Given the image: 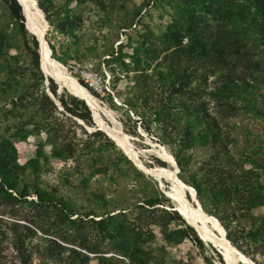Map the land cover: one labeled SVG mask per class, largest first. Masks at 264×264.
<instances>
[{"label":"trees","instance_id":"16d2710c","mask_svg":"<svg viewBox=\"0 0 264 264\" xmlns=\"http://www.w3.org/2000/svg\"><path fill=\"white\" fill-rule=\"evenodd\" d=\"M37 1L51 31L66 39L58 48L49 30L52 56L72 72L71 60L101 57L82 39L78 8L93 5L108 24L118 1L126 9L130 0ZM151 4L170 16L161 31L142 20ZM127 12L118 18L125 41L115 45L117 34L95 66L104 79L111 72L114 94L101 97L74 76L122 112L126 133L142 137V129L157 139L232 245L264 264L256 257L264 256V214L255 213L264 206V0H144ZM39 44L18 0H0V264H167V247L187 240L217 264L159 181L98 128L86 101L59 92ZM43 133L22 163L17 144ZM53 159L64 162L59 183L43 179Z\"/></svg>","mask_w":264,"mask_h":264},{"label":"rangeland","instance_id":"374dc122","mask_svg":"<svg viewBox=\"0 0 264 264\" xmlns=\"http://www.w3.org/2000/svg\"><path fill=\"white\" fill-rule=\"evenodd\" d=\"M143 1L144 0H133V1L130 0L126 3V9L122 8L123 7L121 5L122 1H118L117 5H118L119 10L115 12V15H116L115 17H113V18H112V16L108 17V19L111 18L109 20L108 24L103 23L101 18L103 17L104 14L99 12L97 9H95L93 5L88 4L85 7L78 8V11L81 12L85 18L83 29L80 31L82 39L86 44L98 47L99 48V54L101 57L90 58L88 61H86L84 63V65H79L74 60H71L70 61L71 62L70 68L72 69V72L70 71V69H68L67 66L66 67L72 76L80 75L85 81L87 80V82L90 85H93V81L91 79H88L86 74H83V72H86V71H93V72L97 73V77L95 78V81L97 83H99L100 85L102 83H104V85H109L111 90H115L114 86L112 84V80H110V82L108 80L109 76L107 75L106 80H104L102 72L95 68L96 61H101L107 57V50L109 48L108 46L115 39L117 34H120L121 38L119 41H116L115 45L120 43L121 40L125 41L126 34L124 32H122L123 29H120V27H119L120 23L118 22V18L123 19L128 15L129 12H127V11L133 12L134 10L141 8ZM35 2H36V0H35ZM41 13H42V11H41ZM142 14H143L142 15L143 22L150 24L157 31H161V29H163L164 26L168 22H170L169 14L167 12H165L162 9V7H155V6H153V4H151L147 8H146V6L145 7L143 6V13ZM42 17L44 19L43 13H42ZM26 21H27V17H26ZM27 26H28V21H27ZM140 28H142V25L137 24L136 27L133 26L132 29H129L128 33H132V32H134V29H140ZM28 29H29V32H31L32 34H35L30 29L29 26H28ZM49 30L51 32V35L49 34ZM47 34H49L52 42L56 43L58 48H59V42L61 43V42L66 40L64 38V36L51 31L50 27L47 30ZM47 41H48V39H47ZM48 43H49V41H48ZM107 73H109L110 76L112 77L111 72L108 71ZM75 78L78 79L77 77H75ZM124 87H125V81L120 82L118 88L123 90ZM65 88L67 89V87H65ZM58 90H59V92H62L63 88L59 85ZM100 95H101V97L106 96L105 94L103 95L102 93H100ZM95 97L99 100V102L102 106V109H103L102 114L95 112L100 123H103L104 125H106L108 127L109 130H112V131H113V127H117L121 133L122 139H124V141L129 143V145H131V147H133L138 152V155L140 156V162H137V163L141 166H145L147 171L150 174L155 175L157 177V179H159V176H161L162 179H160V182H159L160 185H162V187L165 189L166 192L168 190H170L171 189V183L165 177L162 176L164 173H168L170 171H175V167L173 168V166L167 160H165L164 157L162 156V154H170V152L168 150H166L165 148H163L157 139H152L151 136H149L142 129H140L142 134H143L142 137L134 136L132 134H129V133H126L125 131H123L122 122L120 120V115L122 112L121 111H115V110L111 109L109 107V105L106 103V101H104L101 97H97V96H95ZM118 101L119 102L122 101V98H119ZM89 129H91V128H89ZM45 138H46V134L43 133L41 136H31L29 138L28 142H19L17 144V147H18L19 152L21 154L20 161L23 163V162H26L29 158L33 157L35 155L38 142L41 140H44ZM119 147L121 148V146H119ZM46 149L48 152H50V146L49 145L46 147ZM198 153H199L198 155L200 158L204 157V153H202L200 151H198ZM154 157H159L161 159H164L168 163V166L164 167V166L156 165V163H154L155 162ZM141 159H142V161H141ZM146 162L147 163H154V164L152 167H150L146 164ZM71 164H72V161H69L68 166ZM52 165H53L54 169L51 170L50 172L44 174L43 179L45 182H48V183H59L61 180L60 179V177H61L60 173H61V170L64 166V162H61L57 159H53ZM155 172L159 176H157ZM106 181L108 182V180H106ZM166 187H168V188H166ZM64 189L66 192L71 194V196L74 197V199L80 201L78 191H76L73 188H68V187H65ZM190 197H191V195L188 192V200L193 205H195L198 209H200L199 206L196 204V202H194V200H191ZM174 203L176 205V208H178L177 203L175 201H174ZM255 213L256 214H264V206L256 209ZM189 222L191 224H193L192 221H189ZM243 225L245 227H249L250 222L245 220L243 222ZM211 231H212L211 233L213 235H216V236L218 235L217 232H215L213 230H211ZM158 236L161 237V235L159 233H158ZM204 241L206 242L205 253L207 255L212 256L214 258V261L217 264H222L218 260V257L216 255V252L214 251V249L212 247H210L208 244V243H210V244H212V243L216 244V243L212 240H204ZM158 243H159V241H158ZM233 248H234V251L237 255L236 264H256V262L250 256L243 253L238 247L233 246ZM216 249L218 251H220V253L222 254L223 259H224V264H228V261L226 260V258L224 256V252L218 244H216ZM220 249L222 250V252ZM165 255H166L167 264H206L201 253L199 252L198 248L189 240H187V241H185L182 244H179L177 246H168L166 249ZM256 257L260 261H262L264 259V256H262L260 254H257ZM249 258H251L252 261H254V262L252 263V261ZM93 263L96 264L95 261Z\"/></svg>","mask_w":264,"mask_h":264},{"label":"bare ground","instance_id":"6f19581e","mask_svg":"<svg viewBox=\"0 0 264 264\" xmlns=\"http://www.w3.org/2000/svg\"><path fill=\"white\" fill-rule=\"evenodd\" d=\"M20 2L24 8L28 21V26L38 36L39 42L41 43L40 51L42 57V64L44 66L45 73L47 74V76L54 77L60 85H62L63 87H67L73 93L78 94L85 100H87L90 106L92 107L93 112L102 114L103 109L99 100L94 95H92V93H90L88 89L82 87L78 83L77 79L69 73L67 68L60 61H58L52 56L50 45H48V43L46 42L47 24L45 23L42 17V13L38 7V4L35 2V0H20ZM94 116L96 118L97 123H99L109 133V135L117 142V144L121 146L122 150H124L136 162H140V156L138 155V152L133 147H131V145H129L126 141H124V139H122L119 129L117 127H113V131L109 130L106 125L100 123L95 113ZM162 156L173 166V168L175 167L174 159L170 154H162ZM156 175L159 176L157 173ZM162 176L165 177L171 183V189L167 191V194L170 195L171 198L177 203V207L182 212V214L189 221H192L194 227L197 229L200 236L204 240L210 239L216 244H218L223 250L224 256L228 261V264H236L237 255L230 240L226 236L222 224L217 219L205 212L204 209H201L200 207V209H198L188 200V197L185 195L182 189L181 183L183 184V182L179 179V176L177 177L176 170L164 173ZM159 179H162V177L159 176ZM189 194H191V197L196 202V199L194 198L195 193L191 188ZM197 205L199 206V204ZM211 230L217 232L218 235H213L211 233ZM249 259L252 261L251 258Z\"/></svg>","mask_w":264,"mask_h":264},{"label":"water","instance_id":"95a60500","mask_svg":"<svg viewBox=\"0 0 264 264\" xmlns=\"http://www.w3.org/2000/svg\"><path fill=\"white\" fill-rule=\"evenodd\" d=\"M18 2L21 4V2H20V0H18ZM36 2H37V4H38V1L36 0ZM22 5V4H21ZM38 7H39V9L42 11V13H43V15H44V20H45V22H46V24H47V30H48V28H49V23H48V20H47V18H46V15H45V12L40 8V6H39V4H38ZM22 8H23V6H22ZM23 13H24V15H25V18H26V14H25V11H24V8H23ZM27 22V21H26ZM26 27H27V24H26ZM27 29H28V27H27ZM35 36H37L36 34H34ZM47 35V34H46ZM37 38V40L39 41V38H38V36L36 37ZM46 42L48 43V41H47V37H46ZM40 45V44H39ZM48 45H49V43H48ZM50 50H51V53H52V49L50 48ZM41 54V53H40ZM63 64V63H62ZM64 65V64H63ZM65 66V65H64ZM66 67V66H65ZM67 68V67H66ZM46 74V73H45ZM47 75V74H46ZM57 83H58V81L54 78V77H52ZM77 81H78V83L82 86V87H84V88H86L84 85H82L80 82H79V80L77 79ZM59 84V83H58ZM60 85V84H59ZM61 86V85H60ZM62 88H63V86H61ZM68 89V88H67ZM86 89H88V88H86ZM69 90V89H68ZM89 90V89H88ZM70 91V90H69ZM72 94H74L75 96H78V97H80V98H82V99H84L83 97H81L80 95H78V94H75V93H73L72 91H70ZM85 100V99H84ZM86 101V103L89 105V107L91 108V110H92V114H93V117H94V120H95V122H96V124H97V126H98V128L99 129H102L103 131H105L106 132V134L109 136V137H111L110 135H109V133L99 124V123H97V121H96V118H95V116H94V112H93V109H92V107L90 106V104L88 103V101L87 100H85ZM57 103L59 104V101L57 100ZM124 131V130H123ZM125 133V132H124ZM112 138V137H111ZM113 139V138H112ZM114 140V139H113ZM115 141V140H114ZM116 142V141H115ZM117 143V142H116ZM124 151V150H123ZM125 152V151H124ZM126 153V152H125ZM126 155L140 168V169H142L144 172H146L147 174H149V175H151V176H153L154 178H156L157 179V177L155 176V175H152V174H150V173H148V171H147V169H146V167L145 166H141V165H139L134 159H132L127 153H126ZM173 157V156H172ZM173 159H174V164H175V170H176V175H177V177H178V171H179V168H178V165H177V162H176V160H175V158L173 157ZM164 160V159H163ZM141 161H142V159H141ZM180 179V178H179ZM159 182H160V179H157ZM181 181H182V179H180ZM183 182V181H182ZM183 184L184 185H187L188 187H190L193 191H194V193H195V195H194V198L196 199V204H199V207L201 208V209H203V207H202V205H201V203H200V201H199V199L197 198V194H196V190L192 187V186H190V185H188V184H186L185 182H183ZM162 186V185H161ZM166 194H167V192H166ZM168 195V194H167ZM168 196H170V195H168ZM171 197V196H170ZM177 210H179L178 208H177ZM180 211V210H179ZM181 212V211H180ZM182 213V212H181ZM210 215V214H209ZM184 216V215H183ZM212 216V215H211ZM185 217V216H184ZM212 217H214V216H212ZM215 219H217L218 221H219V219L218 218H216V217H214ZM185 219L189 222V220L185 217ZM220 222V221H219ZM190 223V222H189ZM221 223V222H220ZM191 224V223H190ZM193 225V224H192ZM194 226V225H193ZM222 227L224 228V226L222 225ZM224 230H225V233H226V236H227V232H226V229L224 228ZM202 238V237H201ZM203 239V238H202ZM213 246L214 247H216L214 244H213ZM254 262V261H253Z\"/></svg>","mask_w":264,"mask_h":264},{"label":"built area","instance_id":"2783aa9c","mask_svg":"<svg viewBox=\"0 0 264 264\" xmlns=\"http://www.w3.org/2000/svg\"><path fill=\"white\" fill-rule=\"evenodd\" d=\"M83 74H86L87 75V78L88 79H91L92 81H93V85H91V86H93L94 87V89L98 92H100V93H102L103 95L105 94H107L108 92H111L112 94H114V91L113 90H111L110 89V87H109V85H104V83H102L101 85L99 84V83H97L96 81H95V78L97 77V73H95V72H93V71H86V72H83ZM108 80H109V82H110V74L108 73ZM104 80H106V79H104ZM87 81V80H86ZM99 84V85H98ZM98 92V93H99ZM115 99L118 101V99L115 97ZM119 102V101H118ZM120 103V102H119Z\"/></svg>","mask_w":264,"mask_h":264}]
</instances>
